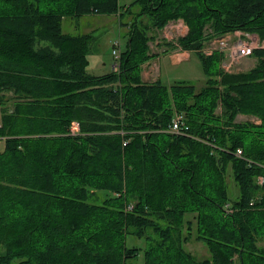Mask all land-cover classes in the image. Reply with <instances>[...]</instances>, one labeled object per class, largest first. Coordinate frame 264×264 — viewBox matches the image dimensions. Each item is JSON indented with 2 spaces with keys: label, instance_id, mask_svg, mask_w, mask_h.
<instances>
[{
  "label": "trees",
  "instance_id": "1",
  "mask_svg": "<svg viewBox=\"0 0 264 264\" xmlns=\"http://www.w3.org/2000/svg\"><path fill=\"white\" fill-rule=\"evenodd\" d=\"M126 13L119 70L90 74L96 39L65 19ZM179 19L165 44L198 54L199 89L142 77L153 32ZM236 30L264 38V0H0V264H264V48L231 73L202 52Z\"/></svg>",
  "mask_w": 264,
  "mask_h": 264
},
{
  "label": "rangeland",
  "instance_id": "2",
  "mask_svg": "<svg viewBox=\"0 0 264 264\" xmlns=\"http://www.w3.org/2000/svg\"><path fill=\"white\" fill-rule=\"evenodd\" d=\"M135 0H119L121 6H129ZM132 19V18H131ZM129 14H114V15H97V16H83L79 19H68L65 20L63 24V30L67 33H91L95 37V43L93 45L94 53L89 55V67L88 71L93 75H103L109 73L113 70L115 64V57L113 55L114 43L116 41L120 42V50L123 51L127 42V32L126 24L131 20ZM177 24L176 28L179 30L184 27V29L189 30L188 25L181 19L176 21H171L168 24ZM180 23L181 25H179ZM164 28L161 30H156L153 32L155 38L152 39L149 43L150 50L153 54V57L149 59L143 66L146 67V74L153 75L148 77L149 79H143L147 82L154 81L157 77V68L159 71V76L157 77L163 84L170 86L171 84L179 81H186L195 85L198 89L201 88L206 80V74L203 69V65L198 54L195 51H190V58L186 60L188 56V51H183L181 47H171L166 45V42H171L176 45L177 39L182 37L186 31L182 30L176 34L172 32L168 34V38L163 32ZM183 32V34L181 33ZM211 40V39H210ZM209 40L207 41V47ZM177 52V53H176ZM179 54L180 56H185L182 62L173 63L169 54ZM159 55V57H157ZM187 55V56H186ZM156 56V57H155ZM210 56V55H209ZM182 59V58H180ZM257 63V58L250 56L241 61L234 72L247 71L253 68ZM220 66V65H219ZM153 70H156L152 72ZM219 108V112H220ZM252 121L254 123H259V121L251 116L239 115L238 121ZM2 123V111L0 106V126ZM4 148V142L0 140V150ZM229 190L231 196L234 198L238 195V189L234 183L231 173L227 178ZM127 244L129 246H135L143 248L145 246V241L136 240L133 237L129 236L127 239ZM203 243L190 242L186 245V249L191 251L197 258L203 259L209 256L208 249ZM260 247H264V240L260 242ZM138 264H144L143 260L140 259Z\"/></svg>",
  "mask_w": 264,
  "mask_h": 264
},
{
  "label": "built area",
  "instance_id": "3",
  "mask_svg": "<svg viewBox=\"0 0 264 264\" xmlns=\"http://www.w3.org/2000/svg\"><path fill=\"white\" fill-rule=\"evenodd\" d=\"M178 24L181 25L180 23ZM175 25L177 24L171 23L164 27L163 32L167 39H169V32L176 34L179 31L185 30L186 33L183 36L187 34V29L182 27V29L179 30ZM181 33L183 34V32ZM113 46V55L115 57L113 70L118 71L120 67L119 59L121 57L120 42L116 41ZM259 48H264V40H262L257 34L236 30L223 36L212 38L209 40L207 47H203L202 52L207 56L212 55L215 52L222 53L223 58L220 62V68L224 72L231 73L234 72L241 61L252 56L254 51ZM78 129V124L74 123L72 126V132L75 133ZM188 129L189 127L186 125L183 115L179 113L176 114L171 122L170 131L182 133ZM237 154L239 156L242 155V151L238 150ZM259 183L264 184V177H259Z\"/></svg>",
  "mask_w": 264,
  "mask_h": 264
},
{
  "label": "crops",
  "instance_id": "4",
  "mask_svg": "<svg viewBox=\"0 0 264 264\" xmlns=\"http://www.w3.org/2000/svg\"><path fill=\"white\" fill-rule=\"evenodd\" d=\"M89 16H97V15H89ZM65 20H68V19H65ZM65 22V21H64ZM262 40H264V38H261ZM177 53V52H176ZM188 54V56L186 57V60L187 59H189L190 58V52L188 51L187 52ZM155 54H157V53H155ZM155 54H153V55H155ZM169 56L171 57V59H172V61H173V63H180V62H182L183 60H185V59H183L185 56H183V55H179V54H169ZM156 57V56H155ZM157 57H159V55L157 56ZM180 58H182V59H180ZM146 67H147V65H145L144 66V68L142 69V77H143V79H149L148 77H152L153 75H148V73L146 74ZM154 71H156V70H153L152 72H154ZM159 76V71H158V68H157V77ZM156 77V79L155 80H157L158 78ZM154 80V81H155ZM145 81V80H144ZM151 82H153V81H151ZM237 120H238V118H237Z\"/></svg>",
  "mask_w": 264,
  "mask_h": 264
},
{
  "label": "water",
  "instance_id": "5",
  "mask_svg": "<svg viewBox=\"0 0 264 264\" xmlns=\"http://www.w3.org/2000/svg\"><path fill=\"white\" fill-rule=\"evenodd\" d=\"M147 82V81H146Z\"/></svg>",
  "mask_w": 264,
  "mask_h": 264
}]
</instances>
